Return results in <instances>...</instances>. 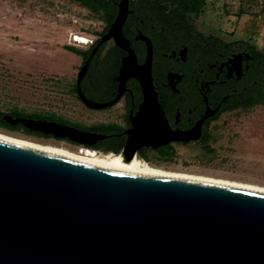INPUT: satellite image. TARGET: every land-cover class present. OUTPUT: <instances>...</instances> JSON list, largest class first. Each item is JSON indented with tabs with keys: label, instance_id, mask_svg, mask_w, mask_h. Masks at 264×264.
Listing matches in <instances>:
<instances>
[{
	"label": "water",
	"instance_id": "obj_1",
	"mask_svg": "<svg viewBox=\"0 0 264 264\" xmlns=\"http://www.w3.org/2000/svg\"><path fill=\"white\" fill-rule=\"evenodd\" d=\"M128 0L80 68L76 91L92 108L112 104L81 88L99 46L128 50L141 108H159L152 49L138 64L122 33ZM3 119L93 143L103 134L53 120ZM136 142L130 136L127 144ZM139 142H149L144 139ZM0 264H264V189L65 152L0 134Z\"/></svg>",
	"mask_w": 264,
	"mask_h": 264
},
{
	"label": "flooded vegetation",
	"instance_id": "obj_2",
	"mask_svg": "<svg viewBox=\"0 0 264 264\" xmlns=\"http://www.w3.org/2000/svg\"><path fill=\"white\" fill-rule=\"evenodd\" d=\"M117 1L114 0L109 24L116 15ZM128 7L122 33L138 64L145 61L147 39L150 41L151 75L159 108H141L143 92L138 79L130 75L122 80V69L129 65V52L109 38L92 57L81 88L87 98L98 102L112 100L120 88L122 93L112 104L99 108L89 107L77 94L88 109L110 116L108 119L83 125L62 116L7 112L13 116L53 120L104 137L82 143L30 129L20 122H6L8 125L1 127L26 139L67 143L76 150L120 155L124 160L137 158L158 168L173 163L179 157L180 147L195 146V156L212 157L220 116L264 103V51L250 42L252 46L246 42L233 45L210 34L197 33L189 23L176 20L168 8H156L144 0H128ZM93 42L94 39L88 44L90 50L96 43ZM107 42L110 44L98 55ZM87 56L82 58V63ZM119 102L120 106L112 113L105 111ZM129 136L136 142L127 144ZM144 139L149 142H139Z\"/></svg>",
	"mask_w": 264,
	"mask_h": 264
},
{
	"label": "rangeland",
	"instance_id": "obj_3",
	"mask_svg": "<svg viewBox=\"0 0 264 264\" xmlns=\"http://www.w3.org/2000/svg\"><path fill=\"white\" fill-rule=\"evenodd\" d=\"M188 23L197 33L233 45L250 42L264 51V0H205ZM105 26L106 15L77 0H0V110L62 116L83 125L108 119L88 109L73 90L83 55L67 48L87 50ZM120 103L105 111L112 113ZM219 122L212 157L195 156V146L180 147L179 157L160 168L264 186V103L224 113ZM0 131L22 137L1 126Z\"/></svg>",
	"mask_w": 264,
	"mask_h": 264
},
{
	"label": "trees",
	"instance_id": "obj_4",
	"mask_svg": "<svg viewBox=\"0 0 264 264\" xmlns=\"http://www.w3.org/2000/svg\"><path fill=\"white\" fill-rule=\"evenodd\" d=\"M77 1H79L81 4L87 6L92 10L101 11L104 15H106V26L102 31L103 33L112 19L114 0H77ZM144 1L156 8H168L169 12L175 15L176 20L181 21L184 24L185 23L188 24V17L190 15L197 14L200 12L202 5L205 2V0H144ZM97 39L98 38L94 40L93 44L97 41ZM246 43L249 46H252L249 42ZM67 48L77 54L83 55V57L87 56L90 50V48L87 50H80L73 46H68ZM73 90L76 92V84L73 85ZM4 113L7 112L0 110V126L8 125L6 121L3 119ZM10 113H12L13 115L23 114V112L16 109L11 110Z\"/></svg>",
	"mask_w": 264,
	"mask_h": 264
},
{
	"label": "bare ground",
	"instance_id": "obj_5",
	"mask_svg": "<svg viewBox=\"0 0 264 264\" xmlns=\"http://www.w3.org/2000/svg\"><path fill=\"white\" fill-rule=\"evenodd\" d=\"M73 39H75L76 41L81 42V43H83V42L88 40L86 37L80 36V35H75ZM0 134L6 135V136H10V137H13V138H17V139H21V140H25V141H28V142L36 143V144H39V145L51 147V148H54V149L62 150V151L69 152V153H74V154H79V155H85V156H90V157H95V158H101V159H106V160H111V161H117V162H122V163H127V164H133V165H138V166H144V167H149V168H154V169L170 171V170H166V169H162V168L151 166V165H149V164H147V163H145L143 161L138 160L137 158L124 160L120 155H114V154H110V153L103 154V155L102 154L101 155H97L94 151L89 150V149L80 148V149H77V150H75V149L71 150V149H68V148H65V147H62V146H56V145H51V144L41 143V142H35L33 140H30V139H26V138L18 137V136H13V135H10L8 133L1 132V131H0ZM170 172L181 173V172H177V171H170ZM181 174H187V173H181ZM187 175H192V176H197V177H203V178H208V179H213V180H219V181H224V182L235 183V184L246 185V186H251V187L264 189V186L256 185V184H253V183H241V182H236V181H230V180H227V179H218V178L206 177V176H200V175H193V174H187Z\"/></svg>",
	"mask_w": 264,
	"mask_h": 264
},
{
	"label": "built area",
	"instance_id": "obj_6",
	"mask_svg": "<svg viewBox=\"0 0 264 264\" xmlns=\"http://www.w3.org/2000/svg\"><path fill=\"white\" fill-rule=\"evenodd\" d=\"M75 36V35H74ZM74 38V37H73ZM75 40V39H74ZM92 40H90L89 42H91ZM88 42V40L87 41H85V42H83V43H87Z\"/></svg>",
	"mask_w": 264,
	"mask_h": 264
}]
</instances>
